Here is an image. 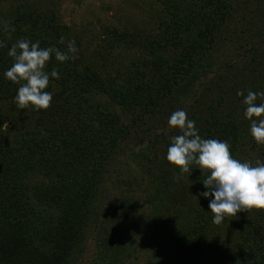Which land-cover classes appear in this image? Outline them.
Here are the masks:
<instances>
[{
  "label": "trees",
  "instance_id": "16d2710c",
  "mask_svg": "<svg viewBox=\"0 0 264 264\" xmlns=\"http://www.w3.org/2000/svg\"><path fill=\"white\" fill-rule=\"evenodd\" d=\"M154 1L165 13L158 17L154 35L141 41L113 33L116 44L141 53L118 79L82 65L76 41L74 60L50 58L46 71L55 68L60 79L50 78L45 89L53 97L47 110L20 109L15 103L19 85L4 78L13 64L7 53L21 39L65 51L66 44L59 41L73 40L68 30L53 16L20 7L7 23L15 32L0 30V41L7 45L0 48V125L9 121L14 126L0 128V264H76L84 232L98 216L103 176L116 150L135 126L179 105L189 87L213 72L214 53L232 18L234 0ZM100 96L112 103L103 105ZM111 104L128 111L131 122L122 125L115 108L108 109ZM204 123L208 127L202 138L227 141L232 157L238 144L243 147L237 122L219 121L212 112ZM164 159L166 166L156 164L153 172L148 201L154 212L148 224L140 221L132 199L105 210L108 219L101 221L109 225L98 231V264H127L139 253L146 255L144 264H264V211L240 212L213 224L211 197L202 196L206 175L196 167L189 179L188 174L180 177ZM162 199L165 203L156 205ZM166 213L169 220L163 217Z\"/></svg>",
  "mask_w": 264,
  "mask_h": 264
},
{
  "label": "rangeland",
  "instance_id": "374dc122",
  "mask_svg": "<svg viewBox=\"0 0 264 264\" xmlns=\"http://www.w3.org/2000/svg\"><path fill=\"white\" fill-rule=\"evenodd\" d=\"M233 6L232 18L214 53L217 64L213 72L189 87L191 92L181 99L179 105H171L164 114L144 126H135L129 140L116 150L103 176V190L97 202L98 216L84 232L85 239L76 255V264H98L100 233L109 225L101 220L105 218V222L108 219L106 211L118 209L125 199L134 200L140 221L146 220L144 223L148 224L152 219L150 215L154 210L149 195L154 191L153 172L156 164L166 166L164 158L171 138L180 134L168 126L173 112L184 110L188 119L195 121L201 137L208 127L204 119L212 112L219 121L231 119L237 122L243 133V147L238 144L233 158L250 162L252 166H256L258 160L264 163V145L253 142L243 104L249 91L264 92V37H260L261 34L264 36V0H234ZM18 7L53 16L57 25L68 30L69 38L80 45L82 65L95 68L107 79H118L141 56L138 48L127 47L123 42L116 44L113 33L132 35L142 41L157 32L156 21L165 14L163 7L154 0H0V24L11 23ZM4 37L10 39L11 34L4 33ZM241 91L244 96L237 95ZM98 101L103 105L112 103L106 96H100ZM256 103H264V97L258 98ZM111 108H115L122 125L131 122L128 111L114 104L108 107ZM9 123H4L7 124L6 130L14 128ZM159 181L156 171L158 196L162 195ZM165 201L157 200L156 205ZM167 213L163 217L169 220ZM132 257L127 264L147 261L145 254H132Z\"/></svg>",
  "mask_w": 264,
  "mask_h": 264
},
{
  "label": "clouds",
  "instance_id": "9594fccd",
  "mask_svg": "<svg viewBox=\"0 0 264 264\" xmlns=\"http://www.w3.org/2000/svg\"><path fill=\"white\" fill-rule=\"evenodd\" d=\"M0 30L15 32L7 23L0 24ZM60 44H66V50L47 47L41 48L40 42L28 39L12 44L7 55L13 58V64L4 72V78L19 85L14 98L20 109L32 107L34 110H47L53 99L46 91L50 78L59 80L60 74L54 68L46 71L50 58L54 56L59 63L75 59L78 52L75 40L60 38ZM7 47L0 41V48ZM238 96L244 93L237 92ZM264 97V92L249 91L243 99L245 118L250 121L249 133L254 143L264 145V103H256ZM170 129L180 133L171 138L167 149L166 161L179 170L180 177L192 174L193 165L206 175L202 196L211 197L208 209L212 214V223L221 225L227 217H236L237 213L252 210L264 211V163L259 160L256 166L250 162H241L230 154V144L217 139H203L188 119L184 110L173 112L168 119ZM6 131L7 124L0 125Z\"/></svg>",
  "mask_w": 264,
  "mask_h": 264
}]
</instances>
